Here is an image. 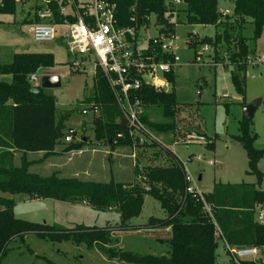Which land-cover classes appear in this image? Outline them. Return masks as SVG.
<instances>
[{
    "label": "trees",
    "instance_id": "obj_1",
    "mask_svg": "<svg viewBox=\"0 0 264 264\" xmlns=\"http://www.w3.org/2000/svg\"><path fill=\"white\" fill-rule=\"evenodd\" d=\"M41 1L52 10L53 22H63L58 0ZM107 1L116 6L118 26L130 25L132 16H136L140 24H148L154 17V23L162 32H174L176 24L171 19L179 13L185 14L189 24L214 25L217 29L214 38L191 41L190 44L212 45L217 63L222 61L217 49L225 48L229 60L236 66L233 73L236 89L244 92L240 72L246 69L252 51L242 32L251 22L254 38L260 37L264 28V0H229L233 4L231 15H223L219 0ZM16 10L17 0H2L0 23L3 14H15ZM68 18L75 20L71 16ZM26 22L40 23L42 20L36 14V18L26 19ZM236 45L238 50H235ZM55 66L53 53L40 52H17L10 63L0 62V264L9 245L17 239L24 242L30 233L52 242L72 240L78 245L101 246L111 258L129 264H236L232 259L219 261L217 249L222 237L231 246H255L261 251L259 260H247L242 264L264 263V221H258L256 217L257 208L264 205V190H259L255 184H216L212 192L205 193L206 200L213 204L212 219L203 204L186 193L184 169L175 154L158 142L147 138L141 142L139 136L134 138L130 134L123 123L115 94L101 71L96 75L94 94L86 99L91 108L94 104L101 109L100 114H94L95 140L113 150L128 148L132 153L136 149L135 164L130 159L135 178L129 183L112 179L93 181L77 176L64 177L56 172L50 175L32 172L34 162L28 158L30 153H44L41 159L44 160L52 155L81 151L87 143L84 135L80 141L64 142L68 129L65 114L59 113L52 95L30 81L33 73ZM167 77L172 84L175 82L174 72ZM139 95L146 106L143 120L149 129L159 137L175 134L179 107L175 92L157 91L144 85ZM151 107L161 109V121L152 119ZM120 133L122 137H118ZM235 139L245 149L248 172L256 175L259 184L264 175L258 163L264 156V149L255 147L256 135L251 131V120L244 118L241 121L240 134ZM61 145L64 148H59ZM147 153L152 159L145 161ZM22 194L30 199L82 202L99 210L113 209L118 211L120 222L115 227L77 225L75 229H69L27 221L17 218L14 213L15 196ZM146 195L160 202L164 217H150L144 228H171L170 236L164 240L169 246L165 255L139 254L113 246L116 243L112 235L114 230L138 229L131 222L141 215Z\"/></svg>",
    "mask_w": 264,
    "mask_h": 264
},
{
    "label": "rangeland",
    "instance_id": "obj_2",
    "mask_svg": "<svg viewBox=\"0 0 264 264\" xmlns=\"http://www.w3.org/2000/svg\"><path fill=\"white\" fill-rule=\"evenodd\" d=\"M83 2H91V0H83ZM39 6L41 4H38L36 0H23V2L17 0L16 13L1 16L0 57H2V62L10 63L13 60V54L17 52L53 53L56 66L50 70L40 69L39 77L52 72L61 78L62 83L61 86L44 90L56 99L59 113L65 114L67 128L76 129L80 137L88 135L95 140L94 113L91 110V103L86 101L95 90L94 63L88 61L85 66L81 67H74L70 63V52L65 41L61 39L69 30L66 25L58 26L55 40L35 41L26 19L27 13L37 14L45 8L46 4ZM219 8L223 15H231L233 12V4L229 0H219ZM171 20L176 24L174 29L175 54L180 60L174 72L175 82L169 83L167 91H174L176 94L179 106L176 115L178 129L175 134H170L168 137L160 136L164 142L163 146L175 153L196 179L201 172L203 173V181L198 182L202 191L211 189L219 181L232 183V185L254 183L256 187L264 190V176L258 184L256 175L248 172L250 170L248 155L242 144L235 139L240 134L241 121L244 119V106L261 98L262 103L251 120V131L256 135L255 147L264 149V62L258 65L247 63L246 69L240 72L244 80V92L240 93L233 81L236 66L229 60L225 48L217 49L218 53L221 52L222 60L217 63L212 45L199 46L194 42L190 44L191 41L214 38L217 33L216 27L189 24L186 22L184 13H179ZM154 21L155 18L152 17V23ZM156 33L157 30L153 24L150 27V34L156 35ZM242 33L252 51L250 57L264 55V28L260 37L254 38V25L249 22ZM202 50H205L202 60L197 62V54ZM235 50H238V45L235 46ZM92 58L93 55H91V60ZM7 79L10 80L9 77ZM84 108L89 109L86 115L82 113ZM149 112L153 120L163 119L161 109L158 107H151ZM188 134L204 135L206 142L184 144ZM214 142L215 146L212 147L211 143ZM59 148H64V145ZM119 151L121 153L117 156L99 154L98 158L102 156L99 158L100 164H105V167L98 166L103 171L102 174L80 173L77 177L82 180H107L104 174L111 170L110 160L113 157L131 163V158L128 157L131 150L127 148ZM198 155H202L203 159H196ZM43 157V154H29V160L37 162L31 166L32 172L43 175L56 172L64 177L75 176L74 172L67 170V167L76 166L75 162H77L71 153L52 155L38 162ZM145 158V161L152 159L148 153ZM258 164L264 175V156ZM15 199L16 217L31 222L58 225L69 229H75L77 225L88 228L115 227L120 222L118 211L99 210L82 202L30 199L23 194L16 195ZM152 216L162 218L164 210L157 199L146 195L141 215L132 219L131 222L138 229L113 232L112 235L116 242L113 244L114 248H123L139 254H155L154 252L167 254L169 246L153 240L162 238L163 234L144 228ZM8 250L1 264H129L118 258H111L101 246L89 247L86 243L78 245L72 240L52 242L35 233L28 234L24 242L20 239L13 241ZM217 255L220 262L230 259L221 240H219Z\"/></svg>",
    "mask_w": 264,
    "mask_h": 264
},
{
    "label": "built area",
    "instance_id": "obj_3",
    "mask_svg": "<svg viewBox=\"0 0 264 264\" xmlns=\"http://www.w3.org/2000/svg\"><path fill=\"white\" fill-rule=\"evenodd\" d=\"M23 2V0H21ZM74 21H70L66 14V8L60 4V14L63 22L69 30L64 35L65 44L70 52L71 64L74 67L85 66V63H94L95 77L98 71L103 72L107 78L120 107L123 120L129 128L130 134L135 138L140 137L142 142L145 138L164 145L161 138L155 135L145 124V104L143 103L140 90L144 85L153 87L157 91H167L170 83L167 75L175 72L180 58L175 54L174 32L161 31L152 18L148 24H140L136 16L130 18V25L118 26L115 10L116 6L107 0H91V2L75 3ZM180 3L179 1H176ZM53 12L47 9L40 14L42 19H50ZM156 27V35L150 34V27ZM35 41L47 42L56 38L55 25L52 23H34L30 26ZM198 52L197 62L202 60ZM91 55L93 58L91 60ZM264 62V55L250 57L248 63L258 65ZM39 71L30 76L31 83L39 86ZM168 92V91H167ZM94 114H100V106L92 105ZM84 115L89 109L82 110ZM123 134H118L122 137ZM65 143L82 140L74 128H68L63 138ZM206 137L198 134H188L184 144L205 143ZM175 154V153H174ZM184 169L186 193L195 197L203 204L205 212L213 219V204L208 202L205 193L198 186V180L192 175L186 164L180 160ZM136 162L137 151L128 156ZM202 160V155L196 157ZM213 164V161H210ZM259 218L264 219V211L260 212ZM222 238V237H221ZM224 247L230 259L236 264L251 260L256 262L262 257L261 251L255 246H231L224 238ZM264 264V263H263Z\"/></svg>",
    "mask_w": 264,
    "mask_h": 264
},
{
    "label": "crops",
    "instance_id": "obj_4",
    "mask_svg": "<svg viewBox=\"0 0 264 264\" xmlns=\"http://www.w3.org/2000/svg\"><path fill=\"white\" fill-rule=\"evenodd\" d=\"M36 1L38 2V4H41V6L46 4L44 1H41V0H36ZM58 1H59L60 4H63L65 6L66 14L68 16L74 17L75 8H74V5L72 4L71 0H62V1L58 0ZM75 3L81 4V3H83V0L82 1L76 0ZM47 9H48V7L46 5L45 8H43L42 10H40L37 13V17H40L41 12H43V11H45ZM34 18H36V13L31 14V15H29L27 13V19L28 20L29 19H34ZM40 19L42 20L43 23H52V24H54L55 25V29H56V33H57L58 26L66 25L64 22H61V23L53 22L54 21V15L50 19H42V18H40ZM34 23L35 22L29 23V25L31 26ZM63 37H64V35L62 36L61 39L63 41H65ZM0 61L2 62V57H0ZM70 62H71V59H70ZM48 70H50V69H48ZM48 74L55 75L52 72L51 73L48 72ZM94 78H95V85H96V77L94 76ZM39 86H40V80H39ZM94 92H95V90H94ZM84 136H85V142H87V143L82 148V150L78 151V152H71V154L74 155V157H75V161H77V162H75L76 166L73 165L74 167H67V170H70V171L74 172L75 176H79L80 173L81 174L84 173V174H88V175H99V174H102L103 171H101V169H99L98 166L99 167L100 166H104L105 164H103V163L100 164V159L99 158L102 157V156H100L98 158L99 154L100 153H105V154H108L109 156H111V155L117 156V155H119V153H121L119 150L127 149V148H117V149L113 150V149H111V147L109 145L105 144L104 142H99V141H96V140H92V138H90L88 135L87 136L84 135ZM213 146H215V142H214ZM31 154H35V155L43 154L44 155V153H30V155ZM48 157H50V156H48ZM41 161L39 160L38 162H41ZM33 162H34V160H33ZM36 163L37 162H34L33 165H35ZM110 163H111V170L109 171V173L104 174L105 178H107V180H105V181H109V180L112 179V180H115V181H122V182H128L129 183L135 178L134 169L132 167V164L129 161H127V160L124 161V160H121V159L113 157V159L110 160ZM162 163H165V161L163 160ZM259 167L261 169L260 165H259ZM203 178H204V175L201 172L199 174L198 178H197L198 182L203 181ZM218 183L232 185V183H223L221 181L215 183V185L218 184ZM247 184L252 185L254 183H247ZM215 185L211 189H207V190L204 189L205 190V191L203 190L204 193L207 194V193L212 192L214 187H215ZM233 185H240V184H233ZM198 186H199V184H198ZM258 189L259 190H263L260 187ZM261 211H264V205L263 206H259L257 208L256 217H257L258 221H264V219L261 220L259 218V215H260ZM148 230H155V231H158V233H161V235L163 234L162 238H154L153 240L155 242L159 243V244L164 245L165 244L164 240L170 236L171 228L170 227H167V228H148ZM114 232H118V231L115 230ZM121 232H127V231H121ZM220 240L224 243L222 238H220ZM160 250L162 251V249H160ZM154 253H155L154 255H165V253H161V254H157L156 252H154Z\"/></svg>",
    "mask_w": 264,
    "mask_h": 264
},
{
    "label": "water",
    "instance_id": "obj_5",
    "mask_svg": "<svg viewBox=\"0 0 264 264\" xmlns=\"http://www.w3.org/2000/svg\"><path fill=\"white\" fill-rule=\"evenodd\" d=\"M61 78L57 75L44 74L40 78V86L45 88L58 87L61 86ZM200 98V97H199ZM262 103V99H257L250 104L244 106V118L252 120L255 116L258 106ZM123 123L126 124V121L123 120Z\"/></svg>",
    "mask_w": 264,
    "mask_h": 264
}]
</instances>
